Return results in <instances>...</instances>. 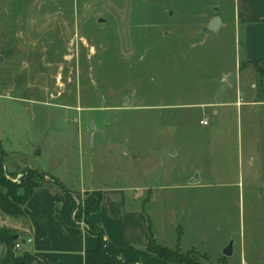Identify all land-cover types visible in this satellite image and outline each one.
I'll return each instance as SVG.
<instances>
[{
  "label": "rangeland",
  "instance_id": "374dc122",
  "mask_svg": "<svg viewBox=\"0 0 264 264\" xmlns=\"http://www.w3.org/2000/svg\"><path fill=\"white\" fill-rule=\"evenodd\" d=\"M224 3L232 10L233 0H0L1 139L9 127L28 154L44 149L50 158L39 159V165L45 173L67 169L70 187L79 184L82 168L83 178L101 185L195 198V214L190 206L182 210L180 201L167 207L186 233L205 235L203 251H187L195 264H261L264 182L241 181L237 163L231 169L229 160L217 157L226 147L237 158L238 122L219 124L212 137L199 123L205 110L191 106L220 104L224 95L235 94L226 88L229 81L243 77L233 25L209 33L203 46L209 20L229 12ZM223 129L230 132L225 146ZM5 145L0 144L5 166L9 159L19 162L2 153ZM35 157L29 158L33 164ZM198 171L201 185L208 186L181 190ZM33 172L42 173H6L12 192L20 195L22 181ZM229 180L236 185H226ZM139 202L147 211H161L159 203ZM78 217L85 223L83 210ZM27 222L0 211V234L19 235L22 244L29 238L23 231ZM232 241L235 254L226 258L223 251ZM32 245L17 255L35 258L27 248ZM6 250L0 242V263Z\"/></svg>",
  "mask_w": 264,
  "mask_h": 264
},
{
  "label": "crops",
  "instance_id": "0c3cea01",
  "mask_svg": "<svg viewBox=\"0 0 264 264\" xmlns=\"http://www.w3.org/2000/svg\"><path fill=\"white\" fill-rule=\"evenodd\" d=\"M222 5L225 11L229 9V12L225 13V18L220 17L223 24L219 31L223 27L233 25L237 42L239 41L237 64L239 62L238 66L240 64L244 66L243 72L240 70L243 77L239 75L235 81H229L226 88L232 90L233 93L235 91V94L231 97L224 95L223 102L220 104L216 103V100H211L205 104L191 106H200L205 110L199 123L201 125L202 121H208V126L201 125V127L208 130L207 134L211 131L212 137L218 130L219 124H224L225 127L229 121L238 122L240 132L237 158L233 159L231 151L226 147L223 155L217 157L224 162L229 160L231 169H236L231 163L235 161L241 181L252 184L263 183L264 70L260 74L257 67H264V0H233L232 10L227 7V3ZM230 10L233 12L231 16ZM209 38L208 34L203 46L207 45ZM31 102L39 105V99ZM36 120H39V116ZM243 125L246 129L245 135L242 133ZM5 128L7 131L4 135L2 134L5 142L1 139L0 129V144H6L4 152L21 159L19 162L9 159L6 162L8 171L12 174H21L25 169L32 168L46 174L49 180L56 178L62 185V187L46 185L35 189L31 200L24 207L28 225L23 231L33 239L32 247L27 248L41 262L45 264H84L86 252L95 251L99 247V236L91 234L85 223L76 221L78 212L71 196L72 194L80 195L82 207L87 209L95 201L94 194L97 192L102 194L101 207L97 213L88 217L87 222L102 228L106 247L123 260L136 264H165L158 256L147 251L151 236L160 246L168 249H180L183 253L187 251L197 253L202 250L201 244L205 235L199 234L198 231L189 235L183 229L184 224L182 225L179 218L173 214L175 211L170 214L167 212V207L176 208L174 205L177 206L180 201L182 210L188 211L192 207V213L195 214L196 208L193 207L195 198L183 199L178 196L179 194L170 193H165L159 198L156 193H153V189L148 190V187L134 189L116 185H101L95 181L94 177H89L87 180L83 178L85 176L82 168L79 184L70 187L65 183L69 176L63 175L67 169H57L59 173L53 170L52 173H45L43 167L39 165V159L45 158V161H48L50 155L46 154L44 149L41 154L40 150H37L36 154L34 150L28 154L29 149L24 147L22 140L18 142L17 137L11 133V129ZM220 136L222 145L230 144V132L223 129ZM176 153L178 154L177 151ZM34 156L37 158V163L33 164L29 158H34ZM202 172L198 171V178L190 182L193 179L191 177L187 184L180 186V189L195 193V190L201 189L200 187L208 186L205 183L201 185L203 178L199 176V173ZM214 174L212 170L209 173L212 180ZM235 183L236 181L229 180L226 185L234 186ZM71 188L74 191H71ZM138 190L141 194H138ZM140 200L146 201V206L159 203L161 211L145 210ZM235 245L236 242L234 251ZM261 261V264H264V255Z\"/></svg>",
  "mask_w": 264,
  "mask_h": 264
},
{
  "label": "trees",
  "instance_id": "16d2710c",
  "mask_svg": "<svg viewBox=\"0 0 264 264\" xmlns=\"http://www.w3.org/2000/svg\"><path fill=\"white\" fill-rule=\"evenodd\" d=\"M259 73L262 74L263 72L259 69ZM2 153L5 154L3 150ZM39 175L41 178H39ZM44 176L46 175L39 172H33L30 176H27L22 181V185L20 186L22 193L20 195H16L12 192V188L14 187L13 183L7 178L5 164L3 159L0 157V211L5 216L13 219L24 218L26 217L24 207L31 200L35 189L44 187L46 185L62 187L58 180L48 182L45 180ZM95 195L96 200L92 203L91 207L87 209H83L80 201L81 199H79V197H76L73 194L71 195L74 200L77 212L79 213V211L81 212L82 210L85 212V223L87 230L91 234L97 235L100 238L99 247L95 251L86 252L84 264H136L134 262L123 260L115 252L109 250L105 245L103 238L104 232L102 228L87 222L88 217L94 213H97L101 207L102 194L97 192ZM77 200H79L78 203ZM78 213L76 215V221L79 222ZM15 236L19 235L10 236L5 232L0 234V242L5 244L7 249L0 264H45L37 258H33L28 253L18 256L15 246L21 237L19 236V239L16 241L14 240ZM147 251L158 256L164 261L165 264H195V261L192 258V253H182L178 249L172 250L162 247L154 240L153 236H151Z\"/></svg>",
  "mask_w": 264,
  "mask_h": 264
},
{
  "label": "water",
  "instance_id": "95a60500",
  "mask_svg": "<svg viewBox=\"0 0 264 264\" xmlns=\"http://www.w3.org/2000/svg\"><path fill=\"white\" fill-rule=\"evenodd\" d=\"M99 17H101V14H99ZM211 22L208 24L207 28L204 30V32L206 34H209V33H217L219 31V29L222 27V24H223V20H221V18L219 16H216L214 18H212L210 20ZM105 20L100 18L99 19V23H104ZM3 61V58L0 56V62ZM125 102L127 104H132V99L131 97H127L125 98ZM5 172L8 173V168L5 166ZM19 239V236H15L14 237V240H18ZM234 244H235V241H232L227 248L224 249L223 253H224V256L226 258L228 257H232L234 255Z\"/></svg>",
  "mask_w": 264,
  "mask_h": 264
},
{
  "label": "built area",
  "instance_id": "2783aa9c",
  "mask_svg": "<svg viewBox=\"0 0 264 264\" xmlns=\"http://www.w3.org/2000/svg\"><path fill=\"white\" fill-rule=\"evenodd\" d=\"M201 125L203 126H208L209 123L207 120H204L201 122ZM33 242L32 238H28L27 240H25L24 242H20V240L17 242L16 246H15V250H21L23 246H25L26 244H31Z\"/></svg>",
  "mask_w": 264,
  "mask_h": 264
}]
</instances>
